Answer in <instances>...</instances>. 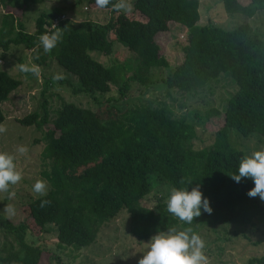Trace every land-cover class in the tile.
I'll return each mask as SVG.
<instances>
[{
	"label": "trees",
	"instance_id": "1",
	"mask_svg": "<svg viewBox=\"0 0 264 264\" xmlns=\"http://www.w3.org/2000/svg\"><path fill=\"white\" fill-rule=\"evenodd\" d=\"M42 1L0 0L5 9L0 47L6 50L10 44H24L31 48L38 64L47 57L54 58L77 77L74 89L78 91L106 92L117 83L120 64H114L115 69L92 54L109 53L113 38L125 43L136 59L118 89L123 92L129 80L146 84L152 63H159L160 45L155 36L168 29L169 21L186 27V42L181 61L163 77L166 92H194L217 82L222 75H227L236 88L228 92L221 108L207 107V115H222L223 125L210 144L200 147L193 143L197 137L194 123L184 115H176L166 103L141 101L119 114L101 117L90 107L62 101L50 119L44 99L42 112L32 110L18 117L24 125L40 127L49 120L52 124L44 135V155L49 159V168L44 171L49 182L47 195L25 201L39 230L54 225L59 245L77 249L97 239L101 224L122 209L127 215L128 233L144 242L157 231L172 227H191L197 233L199 227L216 223L254 224L264 214V204L258 196L247 195L254 187L250 178L237 183L229 176L238 174L246 153L231 143L227 127L233 126L243 135L253 131L264 135V32L254 30L247 20L230 28L210 21L201 23L200 0H133L134 10L145 19L114 11L110 4L104 22L70 19L66 12L80 1L74 0L40 11L35 29L27 31L20 14L30 4ZM220 1L226 12L247 17L264 9V0ZM86 2L95 5V0ZM11 8L21 13L15 14ZM62 14L66 16L61 18ZM55 18L63 38L45 53L38 47V37L54 30ZM20 83L19 78L0 68V123L4 120L1 103ZM182 179L184 184L180 183ZM157 184L188 187L189 191L199 184L210 201L212 214L202 209L201 216L187 225L167 211L161 196L154 208L141 204L140 199ZM42 200L50 204L41 208ZM0 226L11 235V240L3 244L0 264H39L48 253V249L27 238L34 235L25 222L12 224L0 214ZM254 262L264 264V254L249 257L246 264Z\"/></svg>",
	"mask_w": 264,
	"mask_h": 264
},
{
	"label": "rangeland",
	"instance_id": "2",
	"mask_svg": "<svg viewBox=\"0 0 264 264\" xmlns=\"http://www.w3.org/2000/svg\"><path fill=\"white\" fill-rule=\"evenodd\" d=\"M74 0H43L32 3L24 12L12 9L15 14H20L27 31L35 29V17L42 10H49L56 5L73 2ZM133 4V0H131ZM86 6V8H85ZM5 9L0 3V26ZM108 8L100 9L96 5H89L86 0H80L66 12L70 19L80 21L84 19L104 22L108 17ZM200 22H214L225 28H230L238 22L247 20L254 30L264 32V9L257 11L252 17L242 13H228L224 10L220 0H200ZM129 17L145 19L137 10L127 14ZM166 31L156 34V41L160 45L157 55L159 63H152L146 84L129 80L123 92L119 85L123 78L133 70L136 64L134 53L125 43L113 38L109 53L93 51L92 54L106 65L120 64L117 83L111 85L106 92L93 90H76L77 77L66 71L52 57H47L45 62L38 64L31 48L24 44H10L8 49L0 47V68L7 70L11 75L19 78L21 83L13 89L7 99L2 103L4 120L0 123L6 126L7 131L0 134V151H5L16 156L18 170L23 174V179L11 190L16 195L8 199L7 193H0V214L12 224L25 222L31 233L27 238L36 244L48 249V253L39 264H138L143 253L147 251V242L137 241L127 231V215L122 212L112 220L104 222L98 229L97 239L71 249L73 245L60 246L56 238L54 225H48L45 231H40L30 215L26 200L35 194L32 191L37 180H47L44 171L49 168V159L44 155L45 131L51 127L49 122L40 127L34 124L24 125L17 118L32 110L42 112L41 102L46 99L50 119L55 115L56 109L62 101H72L78 105L90 107L101 117L116 115L128 107L141 101L151 104L166 103L176 115H184L192 121L197 130V137L193 139L195 147L208 145L212 142L215 132L223 125L222 115H207V107L221 108L228 92L234 90L236 85L227 76L222 75L217 82L205 86L194 92H182L171 89L166 92L163 77L182 59L186 36V27L169 21ZM3 54V55H2ZM153 60V58H151ZM35 63L42 69L41 78L37 79L32 74L19 71L21 63ZM113 68L117 69V65ZM57 72L67 74V78L54 82L52 77ZM223 74V73H222ZM224 129V127H222ZM222 129L220 131H222ZM231 143L243 149L246 155L264 148V135L256 131L243 135L233 126L227 127ZM26 146V154H19L18 146ZM171 188L164 184H157L153 189L140 199L144 206L155 207L158 197L167 201ZM264 204V201H262ZM12 204L16 214L9 218L3 212L4 206ZM0 226V253H3L5 240H11V235ZM205 241V254L209 264H246L252 256L264 254V214L255 219L254 224H212L198 228L197 232ZM124 247H126L124 249ZM253 264H261L254 262Z\"/></svg>",
	"mask_w": 264,
	"mask_h": 264
},
{
	"label": "clouds",
	"instance_id": "3",
	"mask_svg": "<svg viewBox=\"0 0 264 264\" xmlns=\"http://www.w3.org/2000/svg\"><path fill=\"white\" fill-rule=\"evenodd\" d=\"M111 4L114 11L131 13L133 4L131 0H95V5L104 9ZM53 31H45L38 37L39 45L45 53H50L62 41V28L53 24ZM39 58L38 56L36 57ZM19 71L24 74H32L37 79L41 78L42 69L35 63H21ZM67 78V74L57 72L53 75L54 82ZM7 131L5 125L0 124V134ZM16 151L23 155L28 149L26 146H18ZM231 179L239 183L242 178H250L254 182V187L250 189L247 195L250 198L259 197L264 201V148L255 151L250 155L243 156L239 163L238 174L229 175ZM23 179V174L17 168L16 156L5 151H0V193H7L8 199H13L16 195L12 191V186L17 185ZM181 184L185 180L180 181ZM189 185L192 182H187ZM48 186L46 181L37 180L33 185L32 191L38 197L47 195ZM50 204L48 200H42L40 207L43 208ZM167 211L179 221L191 225L195 218L201 216L202 209L204 213L212 214L213 209L210 201L203 196L200 185L197 184L189 191L188 187L176 188L170 190V195L166 201ZM3 212L11 218L16 214L12 204L4 206ZM205 241L191 227L183 230L177 228H168L167 231H157L149 242H147V251L143 253L138 264H209V259L205 254Z\"/></svg>",
	"mask_w": 264,
	"mask_h": 264
},
{
	"label": "built area",
	"instance_id": "4",
	"mask_svg": "<svg viewBox=\"0 0 264 264\" xmlns=\"http://www.w3.org/2000/svg\"><path fill=\"white\" fill-rule=\"evenodd\" d=\"M85 8H86V6H85ZM65 16H66L65 14H62L61 15V18H64ZM57 22H58V19L57 18L53 19L52 26H53V24H56Z\"/></svg>",
	"mask_w": 264,
	"mask_h": 264
}]
</instances>
